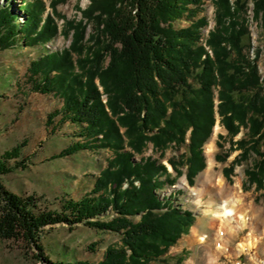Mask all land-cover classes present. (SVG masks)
<instances>
[{
	"label": "trees",
	"instance_id": "trees-1",
	"mask_svg": "<svg viewBox=\"0 0 264 264\" xmlns=\"http://www.w3.org/2000/svg\"><path fill=\"white\" fill-rule=\"evenodd\" d=\"M12 1L17 0L0 4V52L19 44L44 48L59 34L72 35L68 48L47 51L27 69L32 93L61 102L48 115L46 128L59 117L57 124L77 126L74 133L80 136L52 158L81 151L108 150L112 155L91 192L66 201L61 212L40 208L35 197H21L0 180L1 240L21 242L42 264H94L52 261L41 242L47 227L83 224L121 235V244L109 246L98 264H172L165 255L188 233L195 215L182 210L172 193L160 197L158 191L175 181L144 150L149 144L162 152L172 143L181 147L189 134L185 164L194 185L193 178L205 167L203 146L217 116L232 149L241 150L229 171L253 158L246 171L249 183L263 186L264 78L259 56H250L246 15L252 3L253 19L264 30V0H90L81 10L82 19H64L62 29L57 6L66 0H52V15L41 0H21L22 16L12 11ZM207 1L216 8V25L206 37L209 21L199 15ZM184 22L189 26L177 27ZM242 129L245 137L234 141ZM27 143L0 156V176L28 169L29 160L22 158ZM170 165L180 173L176 161ZM109 213L112 218L100 222Z\"/></svg>",
	"mask_w": 264,
	"mask_h": 264
},
{
	"label": "rangeland",
	"instance_id": "rangeland-1",
	"mask_svg": "<svg viewBox=\"0 0 264 264\" xmlns=\"http://www.w3.org/2000/svg\"><path fill=\"white\" fill-rule=\"evenodd\" d=\"M41 1L45 5L46 12L52 15L50 8L52 0ZM22 3L21 0L12 1L11 3L12 11L20 16H22ZM0 4H5V0H0ZM89 4L90 0H66L59 4L57 12L60 14V18L58 17L56 20L60 25V29L63 27L64 19L79 22L82 19L81 10H85ZM247 11L246 19L251 34L250 56H259L258 66L261 76L264 78V30L253 19L252 3H249ZM215 13L214 4L212 1H207L204 12L199 15V17L205 16L209 21V26L203 30L206 37L215 28ZM20 20L23 21V17ZM189 24L190 22H184L177 24V27L185 28ZM91 32L92 29L89 27L88 35ZM71 41L72 35L65 37L59 34L44 48H29L19 44L11 50L0 52V156L16 144L27 140V147L22 151V158L29 160L27 163L28 169L25 171L17 170L8 176H0V180L9 191L21 197L33 196L38 200L40 208L56 212L62 211V206L66 201L80 200L84 194L91 192L95 177L99 176L100 171L107 167V161L112 155L108 150L98 152L81 151L78 154L61 159L52 158L72 143L79 141L80 136L74 133L78 130L77 126L57 124L56 122L60 120L59 117L53 121L50 128H46L45 122L48 115L59 110L61 102L52 95L32 93L29 81L26 78L27 69L33 60L38 59L47 51L68 48ZM97 82L99 83V81ZM104 101H107L106 96ZM52 127H54L53 132H51ZM245 133L246 130L242 129L234 138V141L244 138ZM227 134L226 129L220 123V118L217 116L213 133L203 146L205 167L193 178L194 185H191L188 181L187 165L185 164L188 156L189 134L185 145L181 147L172 143L165 152H162L149 144L144 150L143 155L146 158L156 159L165 165L172 173L170 181L172 179L175 181L174 183L171 182L172 187L167 186L163 191H158L160 197L163 194L172 193L171 197L177 200L176 204L182 210H189L195 215V222L188 233L183 235L165 255L172 264H187L192 258L198 261L197 264L203 263L205 242L193 241L192 234L198 229V240L202 235L208 238L212 235V231L208 230V224L213 218V214L209 212L208 205L213 198L221 197L214 189L216 180L219 178L225 181L230 191L234 189L237 183L240 184L242 195L248 197L250 206L260 214L258 218H254L252 212H247L248 217L254 220L253 224L260 234L264 229V180L261 188L249 183L246 171L251 169L252 162H254L253 158H249L247 162L236 164L232 173L229 171L232 162L238 158L241 150L232 149ZM211 142L214 144V152L208 156L206 149ZM135 159L139 160V156H136ZM170 160L177 162L179 174L173 170ZM210 161L215 172L212 182L208 179L206 172ZM13 163L11 161L10 165H13ZM160 179L165 180V177ZM124 184L123 188H128L129 185L125 186ZM135 185L139 186V182H135ZM173 190H177V192L174 194ZM219 198H217L218 203L222 202ZM112 216V213H109L101 217L100 222H106ZM139 219L140 217H135L133 221L138 222ZM246 234H248L247 231L240 234L241 236L237 237L236 240L240 241ZM42 235L41 242L45 249V255L52 261H65L68 263L89 261L98 264L103 259L109 246L121 244L120 234L91 229L83 224L72 227L66 224H58L47 227ZM236 240L232 243V249L233 254L237 255L236 244L238 240ZM261 246L256 255L258 259H264L263 242ZM238 257L237 260L236 258H222L221 262L224 264H235L236 262L254 264L250 254L242 256L239 254ZM0 264L42 263L33 260L32 254L23 247L21 242L0 239Z\"/></svg>",
	"mask_w": 264,
	"mask_h": 264
},
{
	"label": "bare ground",
	"instance_id": "bare-ground-1",
	"mask_svg": "<svg viewBox=\"0 0 264 264\" xmlns=\"http://www.w3.org/2000/svg\"><path fill=\"white\" fill-rule=\"evenodd\" d=\"M213 149L212 143H209L206 149L208 156L211 155ZM206 172L208 174V179L212 182L215 172L211 161ZM214 189H216L215 191L221 195V197L214 196L215 198H213L208 205L209 212L213 214V218H211L208 224V230L212 231V235L210 238L202 235L200 236V240H198L199 230H195L192 234L193 241L205 242L202 264H224L221 262L222 258H236L237 260L239 254L241 256L250 254L254 260V264H264V259H258L256 256L261 243H264V229L260 234L253 224L254 220L248 217V213L250 212H252L254 218H258L260 214L256 212V209L250 206L248 197L242 195L239 183L230 191L225 181L219 178L216 180ZM217 198L222 202L218 203ZM246 231L248 234H246L243 239H240V241L237 239V241L236 238L240 237V234ZM235 240L237 241V255L233 254L234 251L232 249V243H234ZM197 262L198 261L192 258L187 264H197ZM235 264L241 263L236 262Z\"/></svg>",
	"mask_w": 264,
	"mask_h": 264
},
{
	"label": "crops",
	"instance_id": "crops-1",
	"mask_svg": "<svg viewBox=\"0 0 264 264\" xmlns=\"http://www.w3.org/2000/svg\"><path fill=\"white\" fill-rule=\"evenodd\" d=\"M66 125H67V124H66ZM211 143H212V142H211ZM212 145H213V148H214V144H213V143H212ZM213 152H214V149H213ZM213 152H212V153H213ZM212 153H211V154H212Z\"/></svg>",
	"mask_w": 264,
	"mask_h": 264
},
{
	"label": "built area",
	"instance_id": "built-area-1",
	"mask_svg": "<svg viewBox=\"0 0 264 264\" xmlns=\"http://www.w3.org/2000/svg\"><path fill=\"white\" fill-rule=\"evenodd\" d=\"M124 185H125V186H128V183L126 182Z\"/></svg>",
	"mask_w": 264,
	"mask_h": 264
}]
</instances>
